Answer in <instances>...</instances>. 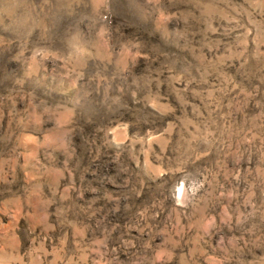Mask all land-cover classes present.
<instances>
[{"label":"rangeland","instance_id":"1","mask_svg":"<svg viewBox=\"0 0 264 264\" xmlns=\"http://www.w3.org/2000/svg\"><path fill=\"white\" fill-rule=\"evenodd\" d=\"M0 264H264V0H0Z\"/></svg>","mask_w":264,"mask_h":264}]
</instances>
